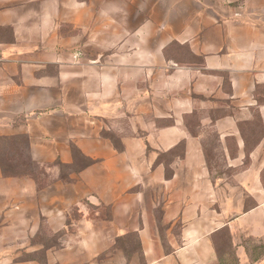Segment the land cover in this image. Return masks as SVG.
Returning <instances> with one entry per match:
<instances>
[{"label": "crops", "instance_id": "obj_1", "mask_svg": "<svg viewBox=\"0 0 264 264\" xmlns=\"http://www.w3.org/2000/svg\"><path fill=\"white\" fill-rule=\"evenodd\" d=\"M5 146L0 264H264V0H0Z\"/></svg>", "mask_w": 264, "mask_h": 264}, {"label": "rangeland", "instance_id": "obj_2", "mask_svg": "<svg viewBox=\"0 0 264 264\" xmlns=\"http://www.w3.org/2000/svg\"><path fill=\"white\" fill-rule=\"evenodd\" d=\"M79 53L74 57H78ZM12 142V141H9ZM8 142H4L7 144ZM11 147H4L3 151L0 152V163L4 167L5 175H29L33 178L39 179L40 182L44 181V174L47 172L46 167H40L33 164L24 151L11 152ZM32 240H35L36 236L44 237V233L33 234ZM7 237V235H5ZM42 240H45L42 238ZM14 251L13 249H1L0 256L11 255ZM46 249H21L19 259L21 261H26L31 258H43L45 256Z\"/></svg>", "mask_w": 264, "mask_h": 264}, {"label": "trees", "instance_id": "obj_3", "mask_svg": "<svg viewBox=\"0 0 264 264\" xmlns=\"http://www.w3.org/2000/svg\"><path fill=\"white\" fill-rule=\"evenodd\" d=\"M33 163V162H32ZM34 164V163H33ZM0 165H1V163H0ZM2 171L4 172V167L2 166Z\"/></svg>", "mask_w": 264, "mask_h": 264}]
</instances>
